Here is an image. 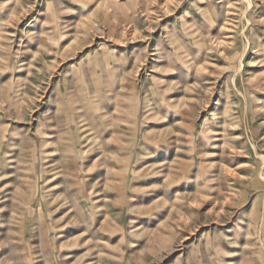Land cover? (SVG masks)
<instances>
[{
    "label": "rangeland",
    "instance_id": "rangeland-1",
    "mask_svg": "<svg viewBox=\"0 0 264 264\" xmlns=\"http://www.w3.org/2000/svg\"><path fill=\"white\" fill-rule=\"evenodd\" d=\"M0 264H264V0H0Z\"/></svg>",
    "mask_w": 264,
    "mask_h": 264
}]
</instances>
